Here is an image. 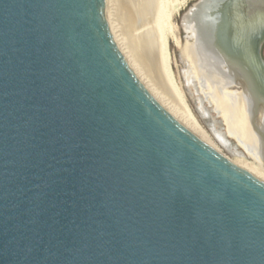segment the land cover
I'll use <instances>...</instances> for the list:
<instances>
[{"label":"water","instance_id":"1","mask_svg":"<svg viewBox=\"0 0 264 264\" xmlns=\"http://www.w3.org/2000/svg\"><path fill=\"white\" fill-rule=\"evenodd\" d=\"M217 4L264 95V0ZM0 264H264V181L150 93L114 0H0Z\"/></svg>","mask_w":264,"mask_h":264},{"label":"bare ground","instance_id":"2","mask_svg":"<svg viewBox=\"0 0 264 264\" xmlns=\"http://www.w3.org/2000/svg\"><path fill=\"white\" fill-rule=\"evenodd\" d=\"M163 3V0H160L157 6H155V3L154 5H150V9L148 10L150 19H148V23H146L147 25H145V28H141L142 30L139 32V36L145 38V47L147 48L146 52H148L145 53L147 54L145 57L147 58L146 61L144 63H140L138 58L133 54L128 46L130 57L146 88L183 126H185L198 138L222 152L203 127L191 115L179 89L173 84V78L170 70L171 40L173 39V41L181 48V53L188 61V65L190 66L189 71H191V76L194 78H197V73L194 69L198 68L199 71H201L200 78L202 80L209 79L212 82L217 81V83H221L229 79L230 81L226 83L227 89H229L232 79L233 82H239L242 84L244 86L242 93L234 96L236 98L230 99L226 105H218L217 109L219 114L232 120V124H230L231 131H233L239 139H245L249 142L248 144L255 151L254 154L257 157L256 159L264 167V135L262 133L264 132V108L262 104L259 107L261 112L258 115L254 114V107H252L250 101L251 95L248 91L249 85L240 73L233 72L232 74H228L226 76L224 70L217 66L216 60L213 61V59H211L207 54L204 55L206 50L200 48L197 43L188 42L186 45L182 44L181 38L175 34L177 31L174 32L175 29L171 20L172 13L168 11L166 4ZM193 22L195 21H193L190 14H187L183 19L184 27L188 33H190V36L195 38L197 37V33ZM142 25L144 24L142 23ZM214 69L217 70V72L213 73ZM223 73H225V75ZM222 74L225 77L223 79H221ZM161 82L165 84V86Z\"/></svg>","mask_w":264,"mask_h":264},{"label":"rangeland","instance_id":"3","mask_svg":"<svg viewBox=\"0 0 264 264\" xmlns=\"http://www.w3.org/2000/svg\"><path fill=\"white\" fill-rule=\"evenodd\" d=\"M191 1L193 0H163L168 11L172 13L171 20L174 25V32L177 31L175 34L181 38L182 44L185 45L188 42L197 43L195 40L191 41L189 38L185 43L182 41L184 35L182 14ZM159 2L160 0H114L117 24H119V29L122 31L121 34L123 39L125 38V44H128L126 47L127 49L128 46L130 47L129 49H131L140 63L146 61L147 58L145 57L147 54L145 53L148 52H146L145 38L140 37L139 32L145 28L148 19H150V14L148 13L150 5H154L155 3V6H157ZM142 23L144 25H142ZM206 54L215 61L213 54L205 51L204 55ZM170 55V70L173 84L179 89L191 115L203 127L213 142L225 155L233 160V162L264 181V167L256 159L257 157L254 154L255 151L250 147L248 141L239 139L238 136L231 131L230 124H232V120L219 114L217 109L218 105H226L230 99L236 98L234 96L240 95L243 90L234 87L231 88V86L227 89L226 83L230 81L229 79L221 83H217V81L212 82L209 79L202 80L200 78L201 71H199L198 68L194 69L197 73V78L191 76L188 61L181 53V48L173 39L170 42ZM214 72H217V70L214 69L213 73ZM223 74L225 75V73ZM223 74L221 79L225 78ZM163 85L165 86V84Z\"/></svg>","mask_w":264,"mask_h":264},{"label":"flooded vegetation","instance_id":"4","mask_svg":"<svg viewBox=\"0 0 264 264\" xmlns=\"http://www.w3.org/2000/svg\"><path fill=\"white\" fill-rule=\"evenodd\" d=\"M227 8L226 4H217V0H193L187 5L182 14V28L184 35L182 37L183 43L189 38L191 41L197 42L200 48H203L210 54H213L214 59L217 62V66L222 68L226 73L232 74L238 65L237 56L234 49L228 44L227 33L228 31L223 29L225 19L222 11ZM190 14L193 18L194 28L197 33V37L192 38L189 36L188 31L183 25L184 17ZM260 61L264 64V38L260 41ZM245 64L244 62H239ZM233 83V79L231 80ZM235 86H231V88ZM242 89V88H239ZM251 95V101L254 97L262 96L264 101V95ZM253 102V101H252Z\"/></svg>","mask_w":264,"mask_h":264}]
</instances>
